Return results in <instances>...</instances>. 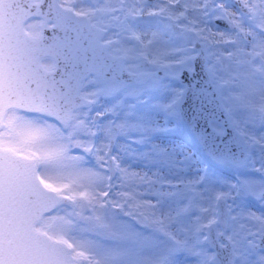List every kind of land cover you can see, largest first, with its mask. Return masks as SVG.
I'll return each mask as SVG.
<instances>
[{
    "label": "snow or ice",
    "instance_id": "1",
    "mask_svg": "<svg viewBox=\"0 0 264 264\" xmlns=\"http://www.w3.org/2000/svg\"><path fill=\"white\" fill-rule=\"evenodd\" d=\"M0 264H264V0H0Z\"/></svg>",
    "mask_w": 264,
    "mask_h": 264
}]
</instances>
